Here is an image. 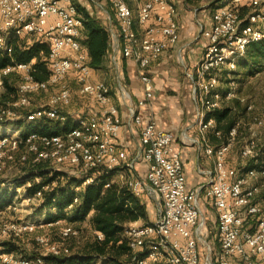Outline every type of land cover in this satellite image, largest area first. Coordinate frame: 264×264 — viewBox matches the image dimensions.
I'll return each instance as SVG.
<instances>
[{
  "label": "built area",
  "instance_id": "obj_1",
  "mask_svg": "<svg viewBox=\"0 0 264 264\" xmlns=\"http://www.w3.org/2000/svg\"><path fill=\"white\" fill-rule=\"evenodd\" d=\"M86 1L106 14L110 58L115 69L119 66L116 60L119 56L136 63L141 98L134 100L120 85L117 74L115 81L116 92L127 113L125 124L139 126L137 145L121 148L116 144L123 124L120 112L112 101L113 93L106 80H92V69L79 42L82 22L73 0H0V54L10 53L8 41L12 36H24L26 44L38 40L48 47L49 66L48 76L43 81L32 78L31 63H13L0 70L1 87L6 74L21 71L23 76L16 89V99L0 103V125L15 128L12 135L8 133L10 128L0 132V171L1 159L15 160L13 152L18 151L19 144L23 149L16 160L19 163L25 162L26 155L30 154L32 164L51 161L57 166H73L77 176L85 175L90 168L115 170L119 173L116 181L126 185L134 196L152 198L157 203L152 222L146 225H133L136 223L133 222L124 228L129 248L143 251L135 264H197L200 250L205 255L204 264L264 261V204L258 202L260 196L264 200V156L259 170L238 174L226 165L225 155L235 140L240 121L230 129L225 143L213 146L205 139V132L213 123L204 119L206 112L235 97L236 83L231 76L225 79V90L221 93L218 89L220 74L223 71L233 74L246 46L264 39V0H221L211 11L207 27L197 21L198 32L206 43L199 61L192 70L185 71L193 84L192 96L198 92V138L185 136L180 141L196 145L199 153L211 163L209 169L203 170L206 176L203 197L207 206L214 209L217 247H212L208 241L199 191L185 188L173 134L159 128L150 116L143 123L139 111L152 98V80L147 70L150 62L172 48L179 38L175 0H108L111 12L99 0ZM71 85L80 97L92 101L94 106L90 112L72 117L60 111L70 103ZM49 90L52 94L48 101L29 109L23 116L24 122L32 123L45 117L63 123L69 118L68 128L58 134L29 130L20 136L23 128L13 126L20 116L18 110L28 108L31 95ZM253 109L251 104L245 107L251 118L247 123L249 136L240 149L244 158L257 156L261 147L255 139V131L261 129L264 133V118ZM215 132L219 137L220 132ZM138 161L145 163L143 177L133 173ZM91 180L86 177L82 185ZM34 195L39 204L41 193ZM76 201L74 198L68 208ZM15 206L16 202L11 200L6 208ZM1 214L2 210L0 236L5 238H18L37 227H60L56 245H50L43 236L35 237L40 249L38 256L26 258L15 252H0V260L7 264H45L42 255L67 256L73 249L69 240L78 238V230L61 225L59 219L37 217L1 222ZM244 217H247L246 225ZM97 238L100 239L101 234H97Z\"/></svg>",
  "mask_w": 264,
  "mask_h": 264
},
{
  "label": "trees",
  "instance_id": "obj_2",
  "mask_svg": "<svg viewBox=\"0 0 264 264\" xmlns=\"http://www.w3.org/2000/svg\"><path fill=\"white\" fill-rule=\"evenodd\" d=\"M99 1L108 12H111L108 0ZM220 1L202 0L208 5V9L213 7L210 9V13ZM81 22L82 29H80L79 42L81 49L86 54L87 63L91 69H103L104 63L111 61L110 36L107 28L105 24L103 25L87 14L83 15ZM8 42L11 47L10 53L7 55L0 54V70L13 63H31L30 75L33 76L32 78L37 81L46 80L49 72L48 47L38 40H32L26 44L24 36H12ZM116 60L118 62V57ZM237 66L242 67L243 71H235V75L240 74L241 76L243 74L247 77L262 71L264 69V39L249 43ZM117 75L120 78V70ZM14 76L19 79L16 84L12 82ZM22 77L21 71H13L3 76L2 103L13 102L16 99V89ZM114 80L116 79L106 80L111 92L116 90ZM236 80L239 82L240 79ZM197 102L199 103L198 98ZM35 108L18 110L20 116L13 126L23 128L20 136L29 130L37 131L40 134H58L68 128L69 118L63 123L45 117H41L32 123H25L23 116L29 109ZM244 112L245 107L237 99H231L228 105H220L219 108L206 112L204 119H210L213 123L205 132L207 142L213 146L225 143L230 129L235 126ZM215 131L220 132L219 137L215 136ZM21 148L22 145L19 144L18 151ZM263 156L264 146L260 148L256 157L247 158L237 173L241 174L250 169L259 170ZM74 169L75 167L69 165H54L51 161H40L28 166V174L39 177V181L27 180L30 184L25 188L24 196L29 197L37 192L41 193L38 206L48 210L47 220L59 219L62 221L61 225L77 228L91 214L88 223L92 235L80 245L75 246L67 256L42 255L44 263L96 264L98 260H102L106 262L105 264H135V259L140 258L143 251L141 249L132 251L128 246V237L123 235V231L129 223L141 221L143 225H146L154 220L155 215L152 220L149 217L148 203L143 202L141 197L134 196L126 185L119 180L116 181L115 170H106L103 167L90 168L85 175L77 176L74 174ZM86 177H90L92 180L82 185V181ZM106 183L109 185L104 187ZM46 186L47 188H44ZM75 187H77L76 190ZM4 190L0 189V210L2 211L6 209L12 199V192ZM74 198L77 199L76 203L68 208ZM248 217L253 220V217ZM244 218L246 225L247 217ZM97 234H101L100 239L97 238ZM37 244L35 245L38 247ZM0 252L18 253L17 247L9 241L1 242ZM38 255H40V249L35 247L29 255L22 256L33 258ZM202 257L203 253L200 250L197 264H204Z\"/></svg>",
  "mask_w": 264,
  "mask_h": 264
},
{
  "label": "crops",
  "instance_id": "obj_3",
  "mask_svg": "<svg viewBox=\"0 0 264 264\" xmlns=\"http://www.w3.org/2000/svg\"><path fill=\"white\" fill-rule=\"evenodd\" d=\"M201 0H175L177 9V23L179 38L176 44L167 50H164L159 56L152 60L148 66V74L151 78V92L152 98L148 100L145 107L139 109L142 115V122L144 123L150 116L154 119L156 125L165 130L170 131L174 136L175 147L180 154L181 165L185 178V188L187 190L197 189L200 193V202L202 208H209L203 197V186L206 181V176L203 170L211 167L210 161L202 154L199 153L196 145L189 142L182 143L181 137L198 138L197 134V107L193 100L191 92L190 80L186 77L185 71L192 70V67L199 61L203 54L206 39L201 36L196 29L197 21H200L204 27H207L210 22V9L193 10L191 12L188 8L192 7L194 2ZM77 6V11L82 19L84 14L90 16L89 4L84 0H73ZM202 2V1H201ZM205 4V3H204ZM186 7H185V6ZM187 6H190L187 8ZM206 6V5H203ZM81 9V10H80ZM97 9V8H96ZM99 11V9H97ZM91 17V16H90ZM196 23V24H195ZM180 56V62L179 58ZM106 62V61H105ZM120 67L116 70L111 61L104 63L103 69H92V80L105 79L109 69H113L115 73L120 70V81L122 86L128 89L133 99H139L142 96L141 86L137 76L136 63L131 59L118 57ZM114 73V77L115 74ZM254 75H257L255 73ZM253 75V76H254ZM112 101L117 106L119 117L122 121L121 129L118 133L116 144L121 148H132L138 143L139 126L131 125L128 127L125 124L127 117L126 109L120 99V96L115 91L112 92ZM88 112L91 110V105L88 107ZM258 110V109H257ZM253 112L264 118V108L260 112ZM240 124L238 129L247 124L242 119H239ZM239 132V131H238ZM264 136L261 129H256L255 139L259 141L260 137ZM237 137V136H236ZM236 139L225 155V163L227 166L238 171L243 166L247 158L240 155H234V145ZM145 172V163L138 161L134 166V175L143 177ZM119 174V173H118ZM116 173L115 177H118ZM23 199V198H21ZM258 202L264 204L263 197L258 198ZM214 211V209H212ZM213 224L215 233L214 239L216 240V217L214 213ZM207 231L211 229V224H207ZM208 241H209V236ZM210 243V242H209ZM211 245V244H210ZM212 247H217V242L212 243ZM253 264H264V261L256 260Z\"/></svg>",
  "mask_w": 264,
  "mask_h": 264
},
{
  "label": "rangeland",
  "instance_id": "obj_4",
  "mask_svg": "<svg viewBox=\"0 0 264 264\" xmlns=\"http://www.w3.org/2000/svg\"><path fill=\"white\" fill-rule=\"evenodd\" d=\"M86 2V0H84ZM202 1V0H201ZM194 2V4H192V7L188 8V10H190L191 12H193V10H201V9H207L208 5L204 4L203 2ZM90 5L89 7V11H90V16L98 21H100L103 25L105 24L106 21V14H104L103 11L97 10V6L94 5L93 3L87 1ZM219 4V3H218ZM206 5V6H203ZM185 6V5H184ZM186 7V6H185ZM97 8V9H96ZM213 7H210V9ZM200 22V21H199ZM196 24V23H195ZM196 29L198 30V26L196 24ZM179 58V62L181 61L180 56H178ZM236 71H243L242 67H238L236 69ZM114 71L113 69H109L108 74L105 77V80H110V79H114ZM117 74V73H115ZM116 76V75H115ZM228 76H231V78L234 79L235 83H236V94L235 97L233 99H237L239 101V103L241 105H243L244 107H246L247 104H251L254 109H256V112H260L261 108L263 110L264 108V69L260 72L257 73V75H252V76H245V75H241L240 74H228L225 71H223L220 74V78H219V84L220 86L218 87V89H220L221 93L225 90V86H224V82H226L225 79L228 78ZM97 77L99 78V75H97ZM114 77V78H112ZM97 78V79H98ZM236 79H240L239 82ZM12 82H15V84L17 83V81L19 80L17 76L12 77ZM115 81V80H114ZM120 85L122 86L121 81L119 80ZM191 83V91L193 88V84ZM115 87H116V81H115ZM123 87V86H122ZM127 92L128 89H126L125 87H123ZM3 88L0 86V103H2L1 100V94H2ZM71 91H72V95H71V99H70V103L64 107H61L60 111L63 113H68L67 115H72L75 116L78 113H87L88 112V108L90 105L94 106L92 101L90 99L87 98H83L80 97L76 91H75V86L71 85ZM130 93V92H129ZM51 91H47V92H43V93H39V94H33L31 95L30 98V104L28 106V108H33V107H38L39 105H44L50 95H51ZM197 95L198 92L195 91V94L193 96V100L195 102V105L197 107V109L199 108V103L197 102ZM229 101H223L220 105H228ZM253 109V110H254ZM258 109V110H257ZM243 121H245L246 123L250 122V113L249 112H244V114H242V116L239 117V119H242ZM9 126V125H7ZM6 125H0V132L3 131V129L5 128H10V131H8V133H10L11 135L14 133L15 128L14 127H7ZM247 124L245 125V127L242 125L239 129H238V134L236 137V143L233 147L234 149V155L235 156H239V151H241V147L243 145V143L246 141V139L249 136V131L247 128ZM259 147L264 146V136L261 135L259 141H257ZM23 152V149L21 148L19 151H15L13 152V157L15 160H9V159H1V163H2V169L0 171V189H5L4 191L6 192H12L11 200H14L16 202V206L14 209H5L4 211H2L1 214V222H7V221H22V220H26V219H33V218H42V219H47L46 217L48 216V210L41 208L40 206H38V202L39 199L37 197H31L30 199H25L24 194H25V188L30 184L29 181L27 180H34V181H39V177H35L32 175H30V173L28 174V166L32 165L31 160H32V155L27 154V160H25V162L23 163H19L17 162V157L18 155H20V153ZM26 181V182H25ZM23 198V199H21ZM141 200L145 203H148L147 207L149 208V217H151V220L154 218V215L156 216V212H157V203L155 202L154 199L152 198H148L146 199V197L142 196ZM202 212L203 215L205 216L206 220H207V224H211V229L209 230L208 236L209 237V242L212 245V243H216V240L214 239V225L213 224V217H214V211L212 209L209 208H202ZM91 214H89L85 220L77 226V230H78V238H73L71 240H69V244H71V247H75L80 245L86 238H89L92 235L91 232V228L89 227V223H88V219L89 216ZM141 221H137L136 223H133V225H139L141 224ZM60 227H37L35 230H33V232L31 233H25L22 234L21 237L19 239H13V238H5L4 236H0V244L1 242L4 241H9L11 242L13 245H15L17 247V252L16 254L18 255H24L27 256L29 255L33 249L37 247L34 243L35 242V237L36 236H43L44 238L47 239L48 243H50V245H56L58 243V231H59ZM208 228V227H207ZM202 251V250H201ZM203 253V252H202ZM204 254H203V260H204ZM212 258V255H211ZM202 262V261H201ZM204 262V261H203ZM106 262H103L102 260H98V262H96V264H105ZM0 264H7L6 262L4 263L3 261L0 260Z\"/></svg>",
  "mask_w": 264,
  "mask_h": 264
}]
</instances>
